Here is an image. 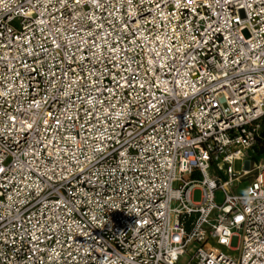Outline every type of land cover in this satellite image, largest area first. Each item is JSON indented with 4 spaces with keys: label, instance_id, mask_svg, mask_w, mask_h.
<instances>
[{
    "label": "built area",
    "instance_id": "obj_1",
    "mask_svg": "<svg viewBox=\"0 0 264 264\" xmlns=\"http://www.w3.org/2000/svg\"><path fill=\"white\" fill-rule=\"evenodd\" d=\"M263 120L264 0H0V264H264Z\"/></svg>",
    "mask_w": 264,
    "mask_h": 264
},
{
    "label": "rangeland",
    "instance_id": "obj_2",
    "mask_svg": "<svg viewBox=\"0 0 264 264\" xmlns=\"http://www.w3.org/2000/svg\"><path fill=\"white\" fill-rule=\"evenodd\" d=\"M250 161V168H255L257 167L259 164L264 165V155L263 156H257L256 152H255V148L250 151L247 156L242 159L241 161H237L234 164V170L236 172H240L242 173L244 171V169L247 167V162ZM210 176H221L220 170L216 168V166H212L211 170L209 171ZM251 176H247L239 181H236L233 183V185L228 186L227 190L230 194H242L245 192L247 186L249 185V183L251 182ZM222 180H224V178L222 177ZM192 199L193 202L195 203H199L202 201L203 199V191L201 190V188H195L192 192ZM225 200V193L222 190H218L215 193V203L220 206L224 203ZM176 207V204L173 205V208ZM236 251H231L229 249L226 248H219L222 252L226 253L227 255H229L230 257H232L233 259H238L240 254H241V245L240 242L238 244H236L235 246ZM196 251V247L192 246L188 253L183 256L180 261L179 264H188L189 261L191 260V257L195 254Z\"/></svg>",
    "mask_w": 264,
    "mask_h": 264
},
{
    "label": "trees",
    "instance_id": "obj_3",
    "mask_svg": "<svg viewBox=\"0 0 264 264\" xmlns=\"http://www.w3.org/2000/svg\"><path fill=\"white\" fill-rule=\"evenodd\" d=\"M255 152L257 156L264 155V120L262 122V130H261L259 141L257 145L255 146Z\"/></svg>",
    "mask_w": 264,
    "mask_h": 264
}]
</instances>
